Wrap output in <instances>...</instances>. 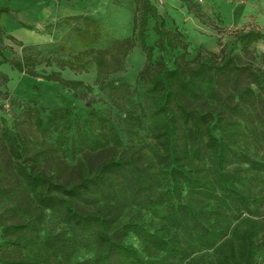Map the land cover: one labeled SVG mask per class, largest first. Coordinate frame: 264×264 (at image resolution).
Segmentation results:
<instances>
[{"label": "trees", "instance_id": "trees-1", "mask_svg": "<svg viewBox=\"0 0 264 264\" xmlns=\"http://www.w3.org/2000/svg\"><path fill=\"white\" fill-rule=\"evenodd\" d=\"M133 4L132 38L103 39L96 19L73 18L83 50L48 75L35 70L37 57L4 55V40L15 39L0 23V64L60 85L87 109L80 116L0 90V111L14 109L0 126V264H198L204 252L215 264H264V70L251 51L264 34H236L244 58L200 49L189 60L186 36L152 1ZM136 45L146 58L140 102L126 83L95 80L109 89L107 104L62 75L84 57L110 70L107 59L123 61Z\"/></svg>", "mask_w": 264, "mask_h": 264}, {"label": "rangeland", "instance_id": "rangeland-1", "mask_svg": "<svg viewBox=\"0 0 264 264\" xmlns=\"http://www.w3.org/2000/svg\"><path fill=\"white\" fill-rule=\"evenodd\" d=\"M151 1L165 18L167 27L177 29L186 36L190 44L189 60L194 59L200 49L217 55L225 51L227 55L244 58L236 42V34L252 28L264 34V0H190L211 20L213 26L189 11L187 3L182 0ZM0 8L9 10L1 15L0 23L15 39V42L4 40V55L11 59H22L26 54L39 58L42 62L37 64L35 70L43 75L61 72L58 63H72V58L83 50L73 31V25L77 22L73 18L96 19L103 39L132 38L133 34V0H0ZM153 27L154 22L151 20L147 39L149 45H153L156 40ZM251 51L256 57L255 67L264 70V39L252 45ZM107 60L111 65L110 70H100L89 57H84L82 62L77 63L76 71L67 69L62 75L67 80L92 86L93 95L107 104L110 103V91L108 88L96 87L95 80L98 77L130 85V99L142 101L144 86L139 81V73L146 58L141 48L136 45L123 61ZM0 74L9 79L6 86L0 82V90L8 91L12 99L25 102L32 100L48 108L68 107L80 116L87 112L83 101L75 100L70 92L58 84L30 79L7 64H0ZM3 102L0 99V103ZM5 104L8 112L0 111V126L2 118L11 123L14 111L9 103ZM109 106L98 103L94 108L103 112L111 111L116 116L117 111ZM216 258L212 252H204L199 253L195 260L198 264H215Z\"/></svg>", "mask_w": 264, "mask_h": 264}]
</instances>
